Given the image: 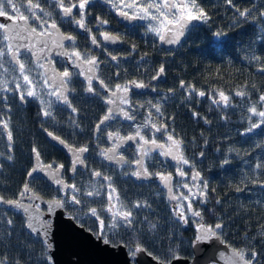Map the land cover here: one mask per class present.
<instances>
[{"label":"flooded vegetation","instance_id":"1","mask_svg":"<svg viewBox=\"0 0 264 264\" xmlns=\"http://www.w3.org/2000/svg\"><path fill=\"white\" fill-rule=\"evenodd\" d=\"M20 6V11L28 15L26 12V0H15ZM41 3L49 5L51 0H40ZM53 18L60 28V31L65 35H72L75 37V45L70 41H64L65 49L71 50L72 47H76L85 55H95L99 62V68L97 70V77L99 80H103L106 85L112 90L115 89L117 83L124 84L131 80L137 82H143L144 88H134L131 85L128 99L132 105L129 108L128 105H121L119 101L115 105H108L104 103L103 97H109L110 93L104 91L101 88L99 81L93 79V87L96 93L99 95L88 93L85 89L88 86V82L84 76L77 75L80 69L75 68L69 63L68 57L58 55L61 49L50 46V50L46 49V57L41 54V61L45 64L46 68L55 69L56 71H63L67 68L73 73L71 78L69 89L66 93L73 107L77 109L74 113L72 109L67 105L57 102L55 97L49 96L47 93L50 88L42 87L43 80L40 79L39 73L44 72L45 69H40L35 66L34 58L32 54L26 49L21 50V59L31 69V76L34 81H38L37 91L40 93V98L44 101V105L40 100L27 97L25 102H21L19 95L10 91L8 93H0V95H7V105L11 108L8 112L4 106V101L0 100V115H3L5 119L10 117V130L12 132L13 141L9 145L7 135L0 129V164L5 163L12 165L13 162L19 163L18 173L21 174L20 186L17 191V196L14 199L19 198V193L25 183L38 193L42 198L47 201L53 199H62L65 201L64 207H60L65 216H68L71 221L80 225L84 230L91 232L93 236H99L101 242L108 240L114 242L115 239L121 238L127 229L135 227L140 222L142 215V209L149 210V206H156L159 203L161 205H167L173 217L178 220L174 215L175 205L178 201L169 200L165 196L163 188L160 186L157 180L156 173L169 174L173 176V193L180 195V193L188 194V189L183 188V183H188L191 187L194 183L201 185V180L193 182L191 180V173L196 171L194 164L193 167L188 165H179L189 175L186 179L176 175V168L178 167L175 162H172L169 157H163L159 155V150L150 153V157H145V166L148 168L152 175L148 178H140L131 175L133 171L137 170V166L132 163L135 159H138L137 145L132 141H127L119 149V154L123 155L128 163H116L105 159L100 153L102 149L111 147V142L108 141L107 133L119 131L122 136L133 135L138 126H142L146 122V118L151 113L152 122L158 126L160 123H164L168 126V132L172 133L174 137L182 140V136L177 132L175 124L172 123L170 111L174 105L172 102H176V108L182 111L184 94V88H181V76H183L182 63L185 55H189L191 52L196 51L200 45L210 44L208 40L219 42V39L213 38L216 33L212 32L211 28L203 26V21H198V24L189 25L183 37H181L178 46L165 48L159 45L158 37L150 30L151 23L149 20H130L124 17L118 16L116 10L112 9L109 4H105L104 0H92L87 7L86 21L89 28L92 29V33L97 35V39L100 40L101 46L96 47L91 44L88 38V33L79 29L74 22H70L69 19L60 18L58 10H53ZM76 10L74 9V12ZM97 17L107 20L108 23L103 25L99 29L96 27ZM79 18V17H77ZM0 23L5 25H11L12 22L5 17H0ZM33 24L36 22L33 21ZM107 31L113 35H117L119 40L116 43L104 42L102 37L99 36V32ZM211 33V34H210ZM210 34V35H209ZM198 40V41H197ZM26 43L27 41H23ZM195 42V43H194ZM201 43L199 46L198 44ZM192 44L187 48V45ZM39 47V45L37 46ZM200 49V48H199ZM117 56V60L113 61L111 55ZM57 54V55H55ZM177 64L180 73L174 75L172 67L170 75H167V65ZM179 64V66H178ZM9 71L5 73L3 69H0V79L9 81L8 87L15 89L14 79L19 78L18 71H13V66L6 64ZM164 67V73L159 75L157 79H153L160 67ZM119 73V75H116ZM50 73H46V76ZM87 74V73H86ZM21 83H22V78ZM51 87V81H49ZM53 101L50 111L52 117H44L42 109L47 106L48 101ZM150 102V103H149ZM118 105V107H117ZM143 105V107H141ZM152 105H159L161 113H157ZM112 108L115 115L105 124L101 125L100 130L97 131L96 125L104 115L107 114L108 109ZM129 111L131 115L135 117L134 120H126L123 117V113L119 110ZM54 117V118H53ZM194 118V117H193ZM47 129V131L45 130ZM53 132L54 135L63 139L67 145L73 148H79L87 146L88 151L82 154L84 164L75 165V171H73V155H66V152L55 143L52 137L48 136V132ZM141 134L146 137H155L158 142L167 143L166 135L162 136L161 132H156L150 126L148 128L141 127ZM9 147L11 151H9ZM36 150L41 155V161L44 164L55 162L56 165H63L61 169V178L65 183H75L80 189L81 193L77 194L82 201L81 205H73L69 203L71 199V193L68 189L61 190L60 187L53 186L46 181L40 173H33L32 177H29L27 173L32 169L35 159V153L32 149ZM183 154L190 161L193 160L192 156L185 151V145L182 144ZM8 157H11L9 159ZM198 160L201 159L200 155H197ZM19 161V162H18ZM191 163V161H190ZM99 171L104 175L110 176L112 184L117 190L121 201L127 207L132 210L134 216V223L132 227H110L108 215L102 213L105 219V228L103 235L99 230V223L94 217L87 215L89 207H97L100 203L107 202V188L101 189V195L99 197H87L82 193L87 190H91V186L95 184L97 188L100 185H107V181H104L102 177H93L92 173ZM197 172V171H196ZM193 191H196L193 188ZM65 193H69L65 195ZM201 197L193 201V208L200 211L205 206V202L201 203ZM27 199H22V202H26ZM27 203V202H26ZM35 203V202H33ZM140 203L141 207L135 208L134 205ZM185 204L187 202H184ZM6 210L12 209L19 213L16 208L9 207L0 204ZM142 208V209H141ZM41 212H45V206L40 204ZM185 212L188 216V222L184 223L182 220H178L184 225H190L193 229V235L195 234L196 226L201 222L205 224L200 218L192 216L185 208ZM201 212V211H200ZM6 221V218L4 219ZM40 220L50 221V218L41 216ZM8 223L6 222V225ZM50 224V223H49ZM24 224V219L22 222ZM25 229V228H24ZM29 235V234H28ZM32 235V234H31ZM30 235V236H31ZM38 237V234L32 235ZM194 238V237H193ZM43 244V243H41ZM118 243L112 245L115 247ZM45 245V244H44ZM128 252L132 260L135 247H124ZM47 252V251H46ZM47 254V253H46ZM49 256V255H48Z\"/></svg>","mask_w":264,"mask_h":264},{"label":"trees","instance_id":"2","mask_svg":"<svg viewBox=\"0 0 264 264\" xmlns=\"http://www.w3.org/2000/svg\"><path fill=\"white\" fill-rule=\"evenodd\" d=\"M198 3L210 17L203 26L221 33V39H210V44L205 45L199 43L196 51L182 59L183 76L179 81L184 83L186 94L182 111L176 108V102L171 104L172 123L182 136L185 151L193 158L190 161L200 173L201 185L208 184L206 203L200 210L202 221L213 226L221 223L223 227L218 231L228 246L249 253L255 251L253 264H264V171L255 168L257 163L264 165V124L256 132L247 130L251 120L260 119L247 109L264 93V72L259 71L264 66V17L258 16L264 0H233L236 8H252L248 19L239 17L236 8L228 6L225 0ZM190 45L184 50L189 51ZM254 55L262 59L255 61ZM170 67L174 75L180 73L177 64L169 63L167 75L172 73ZM188 86L204 91L205 96L190 93ZM220 90L230 96L227 107L212 102L219 99ZM237 90L248 95L238 97ZM257 107L259 110L260 106ZM18 166L15 162L11 166L0 164V196L5 200L18 194ZM238 188L241 190L237 191ZM149 208H141L140 222L110 243L128 248L141 244L145 253L165 263L173 255L189 259L192 227L176 221L167 205L159 203ZM9 220L12 224L6 225ZM22 222L16 211L0 205V260L5 264H50L45 245L28 235Z\"/></svg>","mask_w":264,"mask_h":264},{"label":"snow or ice","instance_id":"3","mask_svg":"<svg viewBox=\"0 0 264 264\" xmlns=\"http://www.w3.org/2000/svg\"><path fill=\"white\" fill-rule=\"evenodd\" d=\"M92 3V0H51L49 5H45L40 2V0H26V12L28 15L20 11V6L15 2V0H0V17H5L7 20L11 21V25H5L0 23V69H3L5 73L9 71V68L6 67V64L13 66V71H18L19 78L14 79L15 89H10L8 87L9 81L5 79H0V93H8L14 91L19 95L21 102H25L27 97L40 100L41 104L44 105V101L40 98V93L36 90L38 86V81H34L31 76V69L28 65L21 59V50L26 49L32 54L34 58V63L37 68L45 69L44 72L39 73L40 79L43 80L42 87L50 88L48 95L55 97L57 102L63 103L72 109V112H76L77 109L72 106L68 95L70 91L69 84L73 73L70 72L67 68L63 71H56L55 69H49L45 67V64L41 61V54H44L46 57V49L50 50L51 47L61 49L62 51L58 55H63L68 57L69 63L73 67L79 68L80 71L77 75L84 76L88 82V86L85 89L88 93H96L95 88L93 87V79H97L101 88L105 92L110 93L109 97H103L104 103L108 105H115L117 101L121 105H128L129 108L132 107L128 94L130 92L131 85L134 88H144L145 84L143 82H137L136 80L128 81L124 84L117 83L115 89L112 90L104 83L103 80H99L97 77V70L99 68V62L95 55H85L81 51L77 50L76 47H72L71 50L65 49L64 41H70L75 45V37L72 35H65L60 31V28L56 22V19L53 18V10H58L60 18L69 19L70 22H74L75 25L88 33V38L91 41V44L96 47L101 46L100 40L97 39V35L92 33V29L88 27L86 21L87 7ZM105 4H109L112 9L116 10L118 16L124 17L130 20H149L151 23L150 30L159 38L162 43L174 44L179 42L180 37L184 34V29L193 21H203L207 22L210 19L208 13L205 9L198 3V0H104ZM225 3L228 6L236 8V5L233 3V0H225ZM255 7V5H253ZM74 9L76 10L74 12ZM236 11L239 13V17L248 19L252 13V8H246L241 10L236 8ZM259 17H264V5L261 6V10L258 12ZM79 17V18H77ZM253 19L256 17L253 16ZM97 23L96 27L99 29L103 25L108 23L107 20H103L99 17L96 18ZM36 23L33 24L32 22ZM217 36L221 33H216ZM99 36L102 37L104 42L116 43L119 40L117 35H113L107 31L99 32ZM23 41H27L24 43ZM39 45V47H37ZM111 55V53H109ZM113 61L117 60V56L111 55ZM255 61H260L262 58L258 55L252 57ZM260 72H264V66L259 68ZM46 73H50L46 76ZM87 73V74H86ZM164 73V67L161 66L159 72L153 76V79H157L159 75ZM119 75V73H116ZM22 78V83L21 79ZM51 81V87L49 85ZM181 88H184L185 85L181 82ZM247 87V86H245ZM255 87V85H253ZM189 92H197L200 97L205 96L204 91H197L193 86H188ZM219 99H213L214 104L223 103L225 107L229 106L230 96L226 95L224 91L220 90L217 93ZM235 95L238 97H245L248 95L247 92L243 90H237ZM7 95H0V100L4 101V106L7 108V111L10 112L11 108L8 107ZM53 101H48L47 106L42 109L44 117H52L53 114L50 111ZM150 103V102H149ZM257 105L260 106L259 110ZM155 108L157 113H161L159 105H152ZM118 107V105H117ZM143 107V105H141ZM123 113V117L126 120H134L135 117L130 114L129 111H124L119 109ZM248 112L252 116L260 118L258 122H252L251 127L248 131L253 129H258L264 124V93H261L258 97V100L252 104L248 109ZM115 115V112L112 108L108 109L106 115L103 119L99 121L96 125L97 131L100 130L101 125L105 124L106 121L112 119ZM162 115V113H161ZM195 115V113H194ZM54 118V117H53ZM207 122V121H206ZM10 117L5 119L3 115H0V129L7 135L9 145L13 141L12 132L9 127ZM151 127L155 129L156 132H161L162 136L166 135L167 143L158 142L155 137H146V135L141 134V127L148 128ZM168 126L164 123H160L159 126L152 122L151 113L149 117L146 118V122L142 126H138L133 135L122 136L119 131L108 132L107 137L108 141L111 142V147L101 150V155L109 160L116 163H128L125 160L123 155L119 154V149L127 141H132L137 145V154L138 159L132 161L137 166V170L133 171L131 175L140 178H148L152 175L149 172L148 168L145 166V157H150L151 152L159 150V155L163 157H170L171 160L175 161L176 165V175L181 178L186 179L188 173L185 172L179 165H188L190 168L193 167L190 161L184 156L182 144L183 141L177 137H174L172 133L168 132ZM47 131V129H45ZM48 136L52 137L53 140L58 141L59 144L68 148V151L73 155V171H75V165L84 164V159H82V154L88 151L87 146H82L79 148H73L66 144V142L61 139L59 136L53 134V132H48ZM9 151L11 148L9 147ZM35 153L36 165L27 173L29 177L33 176V173L44 172L49 178H51L55 184L59 185L61 190L68 189L71 193V199L68 201L73 205H81L82 201L77 194L81 193V189L75 183H65L61 178V169L63 165H56L55 162L44 164L41 161V155L36 150L32 149ZM203 155V153H201ZM11 159V157H8ZM224 163H228V160H225ZM256 169L264 171V165L257 163L255 166ZM93 177L100 178L102 173L99 171H94L92 173ZM163 186L168 191V199L172 201H178L175 205L174 215L177 216L178 220H182L184 223L188 222V216L185 212L187 211L194 217H198L201 220L203 219L200 211L193 208V201L197 196L201 197V203L205 202L207 196L208 184L203 183L201 187L200 184L194 183L191 187L188 183H183L182 187L188 189V194L180 193V195H175L173 193V176L171 173L165 175L162 173L155 174ZM104 181H107V185H100L99 188L95 184L91 186V190L84 191L82 194L87 197H99L101 195V189L107 188V202L100 203L97 207H89L87 210V215L94 217L99 223V230L101 235H103V230L105 228V219L102 213H106L109 218L110 227H132L134 223V216L132 210H130L127 205L121 201L119 194L117 193L116 188L112 184L110 176L104 175L102 177ZM191 180L193 182L201 180L200 173L193 171L191 173ZM264 186V185H262ZM193 188L196 191H193ZM241 189H237L240 191ZM69 193H65L68 195ZM22 199H29L32 201H40L42 197L36 193L28 183L23 185L22 190L19 193V198L12 200H5L3 196H0V204H7L16 209H22L25 213L28 214V223L27 227L33 232H45L47 228V221H42L39 219L40 213V204H23ZM184 202H187L186 204ZM49 211L52 206L64 207L65 201L62 199H53L48 202ZM135 208L141 207L140 203L134 205ZM9 225L12 224V221H7ZM152 227H155L154 225ZM223 225L221 223H216L213 225H205L200 223L197 227V241L198 242H208L213 239L220 240L222 243V232L218 230L222 229ZM108 240H104V243H108ZM226 247L231 249V255L224 256L221 254V258L227 261V264H253V261L256 257V252L251 251L250 253L241 248H232L231 246L226 245ZM146 249L141 245L137 244L134 250L133 255L138 252L145 251ZM173 258H179L173 255ZM159 262L158 257H154ZM0 264H5L4 260H0ZM170 264V262H169Z\"/></svg>","mask_w":264,"mask_h":264},{"label":"water","instance_id":"4","mask_svg":"<svg viewBox=\"0 0 264 264\" xmlns=\"http://www.w3.org/2000/svg\"><path fill=\"white\" fill-rule=\"evenodd\" d=\"M192 24L197 25L198 21H193L188 24V26ZM186 28L184 29V33ZM183 35L181 37H183ZM213 38L219 39L217 38V35L213 36ZM157 41L159 42V45L164 46L165 48L178 46L179 43H162L159 38ZM55 143L66 152V155L69 156L72 154L68 151V148L59 144L58 141H55ZM33 161L34 167L37 162L35 159H33ZM171 161L175 162L173 160ZM36 173H40L46 178V181L51 183L53 186L60 187L59 185L55 184L51 178L45 175L44 172ZM157 180L166 193L165 196L168 198L167 189L163 186L158 177ZM26 202L22 203L27 205L32 204L34 201L27 199ZM48 202L49 201L44 198H42L40 201H35V203L43 204L45 206V212L40 211L39 219L41 216L50 218V224L48 223L46 228V235L45 232L37 233L29 229L27 227L28 214L22 209L17 210L23 215L25 224L24 228L27 233L29 235L38 234L39 241L45 244L47 251L46 253L50 256V264H169V262L170 264H227V261L221 258V254L224 256L231 255V249L226 247L227 243L223 240V243L216 239L208 242L197 241V227L201 223L200 222L194 229L195 234L193 235L194 238L192 239L190 245L192 255L189 257V259L185 257H179L175 259L171 258L168 263L162 261L158 262L157 260H154L152 255L142 251L132 255V260H130L131 257L129 256L128 252L125 251V248L122 244H117L115 247H113L109 243L106 244L101 242V238L99 236H93L91 232L84 230V228L80 227V225L71 221L68 216H65L63 212L60 211V207L53 205L49 211ZM3 205H5L7 208L11 207L7 204Z\"/></svg>","mask_w":264,"mask_h":264},{"label":"rangeland","instance_id":"5","mask_svg":"<svg viewBox=\"0 0 264 264\" xmlns=\"http://www.w3.org/2000/svg\"><path fill=\"white\" fill-rule=\"evenodd\" d=\"M255 117V116H254ZM253 122V120H251V122L249 123V127L247 128V130L251 127V123ZM254 122H258V120H255ZM253 132H256V129L252 130Z\"/></svg>","mask_w":264,"mask_h":264}]
</instances>
